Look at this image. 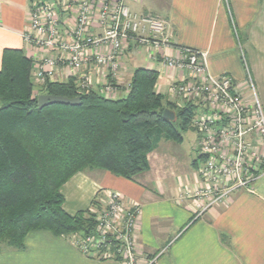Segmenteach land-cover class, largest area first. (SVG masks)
<instances>
[{
	"label": "crops",
	"instance_id": "0c3cea01",
	"mask_svg": "<svg viewBox=\"0 0 264 264\" xmlns=\"http://www.w3.org/2000/svg\"><path fill=\"white\" fill-rule=\"evenodd\" d=\"M59 9V0H50ZM134 12L156 16L166 23L169 44L159 52L129 40L118 55L119 67L113 76L108 66L97 68L93 61L76 72L60 61L54 78L66 81L90 76V90L109 98L123 97L134 70L145 67L158 73L155 90L176 104L169 93L171 83L186 72L164 64V57L178 58L179 48L206 53L210 74L229 75L244 98L249 101L248 80L264 110V0H124ZM30 0H0V67L5 48L21 49L31 59L43 55L59 56L58 51L38 50L26 39L30 32ZM66 25L71 17L60 12ZM93 34L101 33L96 25ZM102 44L87 49L107 53ZM35 92L43 85L32 77ZM111 82L114 90L103 86ZM43 93V92H42ZM40 93V94H42ZM189 130V129H188ZM187 148L182 141L161 139L147 154L148 167L124 178L102 169H84L72 175L60 188L63 209L75 214L102 205L108 192H117L125 207L140 208L136 229V264H264V174L249 189L232 192L223 203L215 204L196 215L187 193L201 185L198 168L201 155L196 148L197 133ZM188 138V136H185ZM79 234L56 236L49 230L27 233L23 248L0 242V264H123L115 258L84 254L73 240ZM148 258V259H146ZM148 262V263H146Z\"/></svg>",
	"mask_w": 264,
	"mask_h": 264
},
{
	"label": "trees",
	"instance_id": "16d2710c",
	"mask_svg": "<svg viewBox=\"0 0 264 264\" xmlns=\"http://www.w3.org/2000/svg\"><path fill=\"white\" fill-rule=\"evenodd\" d=\"M31 72L32 61L21 49L3 50L0 242L15 248H23L27 233L37 229L56 236L91 233L95 213L66 212L61 186L88 168L132 178L147 169V154L161 139L182 141L196 111L191 102L177 106L157 93L158 73L145 67L134 70L127 94L117 98L80 91L74 78L48 80L40 93L80 97V103L39 109ZM165 108L174 111L173 121L162 117Z\"/></svg>",
	"mask_w": 264,
	"mask_h": 264
},
{
	"label": "built area",
	"instance_id": "2783aa9c",
	"mask_svg": "<svg viewBox=\"0 0 264 264\" xmlns=\"http://www.w3.org/2000/svg\"><path fill=\"white\" fill-rule=\"evenodd\" d=\"M30 0V32L26 39L38 50L58 51L40 56L32 67V77L41 85L54 78L58 63L65 62L76 72L93 61L97 68L108 66L114 76L118 55L129 41L159 52L169 44L164 20L150 14L132 11L124 0ZM60 12L69 15L61 22ZM101 33L93 34V26ZM107 44V53L86 51ZM178 58L164 57V64L186 72L169 86L177 106L191 102L196 111L191 126L197 133L196 148L201 155L198 168L201 185L187 193L192 198L196 215L223 203L240 189H249L264 174V110L248 80L251 98L247 101L227 74L214 76L207 67L206 53L179 48ZM78 87L89 90L90 76L82 74ZM114 90L110 82L106 93ZM105 207L95 213V227L86 235L74 237V244L84 254L115 258L123 264H136V229L140 208L125 207L117 192H108ZM103 255V256H101ZM152 262H146L150 264Z\"/></svg>",
	"mask_w": 264,
	"mask_h": 264
},
{
	"label": "water",
	"instance_id": "95a60500",
	"mask_svg": "<svg viewBox=\"0 0 264 264\" xmlns=\"http://www.w3.org/2000/svg\"><path fill=\"white\" fill-rule=\"evenodd\" d=\"M55 103L77 105L80 103V97L68 98L65 96L52 95L46 93L39 94L37 97V105L39 109L43 108L46 105L55 104ZM162 117L167 120L173 121L175 119V113L174 111L165 108L162 112Z\"/></svg>",
	"mask_w": 264,
	"mask_h": 264
},
{
	"label": "rangeland",
	"instance_id": "374dc122",
	"mask_svg": "<svg viewBox=\"0 0 264 264\" xmlns=\"http://www.w3.org/2000/svg\"><path fill=\"white\" fill-rule=\"evenodd\" d=\"M0 104H1V101H0ZM185 136H188V138H186ZM193 136V131L192 130H187L185 133H184V142H183V147L184 148H187V146L190 144V140H191V137ZM201 160H203V158H201ZM99 202H96L94 205H93V207L91 208V210H92V212L93 213H96V212H98V207L96 206L97 204H98ZM105 203V202H104ZM103 203V206H102V208H104L105 207V204ZM139 217H140V215H139ZM77 234V233H76ZM79 235H81V234H79ZM101 256H103V255H101ZM146 259H148V258H146Z\"/></svg>",
	"mask_w": 264,
	"mask_h": 264
}]
</instances>
